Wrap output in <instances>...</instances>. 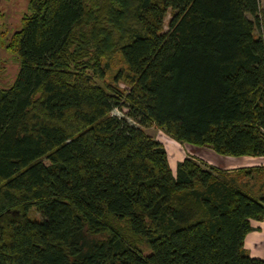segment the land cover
I'll return each mask as SVG.
<instances>
[{
	"label": "trees",
	"instance_id": "16d2710c",
	"mask_svg": "<svg viewBox=\"0 0 264 264\" xmlns=\"http://www.w3.org/2000/svg\"><path fill=\"white\" fill-rule=\"evenodd\" d=\"M6 16L0 264H264L244 248L264 166L172 170L144 130L264 155L259 0H28L17 29ZM116 52L125 89L95 80Z\"/></svg>",
	"mask_w": 264,
	"mask_h": 264
},
{
	"label": "rangeland",
	"instance_id": "374dc122",
	"mask_svg": "<svg viewBox=\"0 0 264 264\" xmlns=\"http://www.w3.org/2000/svg\"><path fill=\"white\" fill-rule=\"evenodd\" d=\"M27 1L28 0H0V14L7 15L6 17H9L10 25H11L10 30H14V29H17L19 27L20 15L24 12ZM259 3H260V7L264 6V0H259ZM169 17H170V14L168 12L165 19H164V23H163V29L164 30H167V21H168ZM255 33H257V31ZM100 66L103 70V75L100 76L99 78H95V80L98 84H100V85L111 84V85L117 86L120 89L128 88L127 84H125L124 81H122V80H119L118 82L115 81L118 73H120V72L124 73L126 71L125 70V64H124L119 52L113 53L108 58H104V57L101 58ZM15 70H16V66H15V64L12 63L10 56L7 55L5 51H1L0 52V82L4 83V82L8 81L10 76L14 75ZM92 75L94 77V74H92ZM125 111H126L125 107H122L121 109L114 108L112 110V114L122 115V113H124ZM130 121H131V123L136 124V122H134L132 120H130ZM159 129L160 128H157L155 126L144 128V130L148 134H150L151 136H155V137L159 136L162 139L166 138L164 135L165 132L162 129H160V130ZM179 144H176V146L177 145L180 146ZM181 144L184 147H186L188 149V151L199 150V149H197L199 147L196 145H192V144H189L186 142H181ZM166 148L168 149L167 144H166ZM173 148L174 147L169 149V152L172 151ZM172 154L173 153L170 152L171 156H172ZM29 215H30V217H33L34 219H41L42 218L41 213L36 211L34 208H32L30 210Z\"/></svg>",
	"mask_w": 264,
	"mask_h": 264
},
{
	"label": "crops",
	"instance_id": "0c3cea01",
	"mask_svg": "<svg viewBox=\"0 0 264 264\" xmlns=\"http://www.w3.org/2000/svg\"><path fill=\"white\" fill-rule=\"evenodd\" d=\"M164 135L166 138L163 139L159 136L152 137L160 141L162 144L164 143L163 146L168 154V162L172 170H174L177 163L183 160L185 157H193L217 168L227 170H233L241 167L264 166V155H220L207 146H198L199 148L197 149L199 150L188 151V149L184 147L181 142L170 138L166 133H164ZM166 144L168 149L166 148ZM176 144H179L180 146H176ZM172 147L174 148L172 151H170L173 153L171 156L169 149ZM250 225L252 229L244 237V248L251 257L264 259V218L261 220L250 219Z\"/></svg>",
	"mask_w": 264,
	"mask_h": 264
}]
</instances>
